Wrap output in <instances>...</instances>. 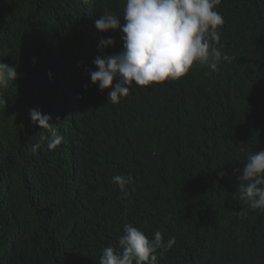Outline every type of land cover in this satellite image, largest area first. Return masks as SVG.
<instances>
[{
    "label": "trees",
    "instance_id": "trees-1",
    "mask_svg": "<svg viewBox=\"0 0 264 264\" xmlns=\"http://www.w3.org/2000/svg\"><path fill=\"white\" fill-rule=\"evenodd\" d=\"M125 5L0 0V61L19 73L0 89V264H99L128 223L175 237L157 264H264V211L239 200L236 171L264 149V0L216 7L230 58L219 71L134 82L112 104L90 71L100 41L118 53L122 33L95 22L107 11L123 23ZM29 109L50 115L55 150ZM116 175L133 177L127 195Z\"/></svg>",
    "mask_w": 264,
    "mask_h": 264
},
{
    "label": "clouds",
    "instance_id": "clouds-1",
    "mask_svg": "<svg viewBox=\"0 0 264 264\" xmlns=\"http://www.w3.org/2000/svg\"><path fill=\"white\" fill-rule=\"evenodd\" d=\"M221 0H126L123 23L107 11L95 22L101 31L115 30L122 33V50L112 55L103 49L114 47V37L103 38L98 44L101 51L93 60L96 70L90 71L93 84L100 91H108V101L120 102L129 95V86H145L178 80L185 76L194 64L207 65L219 71L220 62L230 58L215 46L220 45L218 28L224 24L216 10ZM223 45H220L222 48ZM15 66L0 61V89L17 80ZM87 87V86H85ZM0 103L6 100L0 98ZM33 124L51 133L49 150H55L63 136L49 124L50 115L39 109H29ZM238 176L239 200L252 210L264 211V149L249 153ZM224 175L223 172L220 173ZM132 176L116 175L113 183L127 195L126 185ZM176 244L175 237L165 243L162 233L156 231L150 239L138 227L125 224L124 234L117 237L118 247L102 250L99 264H157L158 250L168 251Z\"/></svg>",
    "mask_w": 264,
    "mask_h": 264
},
{
    "label": "water",
    "instance_id": "water-1",
    "mask_svg": "<svg viewBox=\"0 0 264 264\" xmlns=\"http://www.w3.org/2000/svg\"><path fill=\"white\" fill-rule=\"evenodd\" d=\"M6 235V233H4L3 237Z\"/></svg>",
    "mask_w": 264,
    "mask_h": 264
}]
</instances>
